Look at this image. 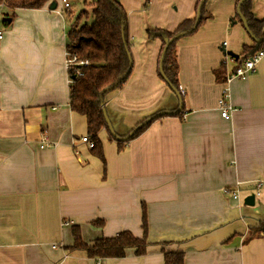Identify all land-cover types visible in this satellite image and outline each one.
Wrapping results in <instances>:
<instances>
[{"label": "crops", "instance_id": "0c3cea01", "mask_svg": "<svg viewBox=\"0 0 264 264\" xmlns=\"http://www.w3.org/2000/svg\"><path fill=\"white\" fill-rule=\"evenodd\" d=\"M239 2L208 0L202 25L177 41L181 115L153 120L123 148L103 128L105 163L81 141L87 119L70 107L69 11L60 0L56 10L16 11L0 41V264H164V251L183 252L185 264H264V237L247 239L264 223V187L256 184L264 180V59L243 80L216 78L254 45L236 19ZM120 3L133 67L104 107L125 136L159 111L178 110V96L160 76L162 42L147 31L173 32L194 20L198 0ZM250 12L264 21V0H251ZM222 48L239 59L229 57L228 65ZM225 88L234 107L229 120L218 107ZM237 184L234 200L224 190ZM250 195L254 206L244 204ZM144 208V256L128 250L121 259H90L66 250L73 226L86 243L124 231L142 237Z\"/></svg>", "mask_w": 264, "mask_h": 264}, {"label": "trees", "instance_id": "16d2710c", "mask_svg": "<svg viewBox=\"0 0 264 264\" xmlns=\"http://www.w3.org/2000/svg\"><path fill=\"white\" fill-rule=\"evenodd\" d=\"M202 1L198 0L197 4L198 10L202 3L201 15L196 28H194L196 25L195 18L194 20L183 21L173 32L156 28L147 31L150 38L160 39L162 42L159 63L161 62L166 40L191 30L194 33L202 25L206 19L205 6L208 0L204 3ZM1 3H4L6 10L9 11V13H3L2 24L6 29L11 26L17 10H39L57 4V0H0ZM85 5L88 10L79 13L68 33L66 47L68 59L71 60L74 57L79 63L75 66L70 65L68 69L70 76V107L72 111L86 117L88 137L94 142V148L91 149L92 154L105 163L103 145L99 138L100 131L107 127L103 112L105 97L127 81L133 67L129 44L128 14L120 0H93L89 3L85 2ZM250 6L251 0H246L241 6V12L256 42L251 47H243L238 63L253 56L264 47V21L253 16L250 12ZM236 19L240 20L238 15ZM177 41H174L167 49L163 58L162 69L169 87L180 92L179 66L175 57ZM80 62L86 64L80 65ZM217 71L216 78L218 82H224L226 77L225 65L223 64L220 70ZM160 76L162 77L161 73ZM181 113L182 111L176 115L180 116ZM152 122L137 130L129 140L117 141L119 148H123L126 143L139 136ZM110 137L112 140H116L111 133ZM103 224V221L96 222V225L102 226ZM142 229L143 236L140 238L129 231H124L114 237H102L91 243H86L82 239L80 227L73 226L74 244L66 250L69 252H85L90 259H121L126 256L128 250H134L139 257L144 256L150 245L147 238L148 223L145 208L142 212ZM259 237H264V223L248 230V240ZM163 254L164 264H185L183 252L164 251Z\"/></svg>", "mask_w": 264, "mask_h": 264}, {"label": "built area", "instance_id": "2783aa9c", "mask_svg": "<svg viewBox=\"0 0 264 264\" xmlns=\"http://www.w3.org/2000/svg\"><path fill=\"white\" fill-rule=\"evenodd\" d=\"M61 4L64 7V10H68L70 8V4L68 0H61ZM6 6L4 3L0 4V41L4 37L5 29L2 24L3 19V13L6 10ZM226 46V44H223ZM264 59V47L260 49L258 52H256L253 56L249 57L248 59L244 60L241 63H237V65L231 70L227 71L226 75V83L231 82L233 80H243L247 78L251 73L255 72L257 64ZM71 60L68 59V65H71ZM79 64V63H78ZM86 63L80 62V65H85ZM180 94H184V91L179 88ZM229 92L228 89L225 88L222 92V96L218 101V107L221 111V116L224 119L229 120L231 118V114L234 111V107L229 103L228 101ZM84 143H86L91 149L94 148V142L90 140L88 136H85L81 139ZM42 148L49 147L48 144L45 143V140L43 139V145H41ZM257 188L262 189L264 187V180H259L256 182ZM239 184L235 186V188H226L224 190V193L232 197L234 200L239 199L240 194V188ZM259 195V192L257 193Z\"/></svg>", "mask_w": 264, "mask_h": 264}, {"label": "water", "instance_id": "95a60500", "mask_svg": "<svg viewBox=\"0 0 264 264\" xmlns=\"http://www.w3.org/2000/svg\"><path fill=\"white\" fill-rule=\"evenodd\" d=\"M206 0H203L202 2L204 3ZM246 0H240V2L238 3V6H237V14L240 18V20L242 21L243 23V26L244 28L246 29V31L249 33V35L251 36V38L254 40V42H256V39L255 37L252 35L251 31L249 30L248 28V24H247V21L245 19V17L242 15V12H241V6L242 4L245 2ZM201 6H202V3L200 4L199 6V9L197 11V16H196V25L194 28L197 27L198 25V22H199V19H200V15H201ZM57 8V4H52L50 9L51 10H56ZM9 22H11V20H9ZM193 32V30L189 31V32H186V33H180V34H177L175 35L173 38H171L170 40H166L165 43V48L163 50V53H162V58H161V62H160V73L162 75V78L164 79L165 82H167L165 80V77H164V74H163V69H162V62H163V58L167 52V49L169 48V46L174 42V41H177L179 39H181L182 37L184 36H187L189 34H191ZM222 51L224 52L225 56H228L234 60H238L239 59V55L238 54H235L233 53L232 51H226L225 48H222ZM132 65H133V62H132ZM169 86V85H168ZM171 88V87H170ZM172 89V88H171ZM176 95L178 96L179 98V101H180V106L178 108V110L176 111H167V110H162V111H159L157 112L156 114L148 117L146 120H144L141 124H139L136 128H134L131 132H129L127 135L125 136H121L119 135L115 129H114V126L112 125L109 117H108V114H107V111L104 107V104H103V112H104V117H105V120H106V123H107V128L109 130V132L116 138L117 141H127L129 140L135 133L137 130H139L141 127H143L144 125L152 122L153 120L159 118V117H162V116H165V115H173V114H177L178 112H181L182 111V108H183V101H182V95L180 94V92L172 89ZM255 198L256 196L255 195H250L248 197L245 198L244 200V204L247 205V206H254L255 204Z\"/></svg>", "mask_w": 264, "mask_h": 264}, {"label": "rangeland", "instance_id": "374dc122", "mask_svg": "<svg viewBox=\"0 0 264 264\" xmlns=\"http://www.w3.org/2000/svg\"><path fill=\"white\" fill-rule=\"evenodd\" d=\"M93 0H70V3L72 5V11L70 10L71 8L68 9L69 14H70V18H73V21L75 20V18L79 15V13L83 10H88V7L85 5V2L89 3ZM9 13L8 10L5 11V13ZM72 25V24H71ZM243 26V25H242ZM243 34H245L247 36V31L245 29H242ZM249 34V33H248ZM187 38V37H186ZM177 46V44H176ZM223 58L226 59V62H228V65L231 64L230 62H232V59H230L227 56H224ZM71 65L75 66L77 65L78 61L73 57L71 59Z\"/></svg>", "mask_w": 264, "mask_h": 264}]
</instances>
